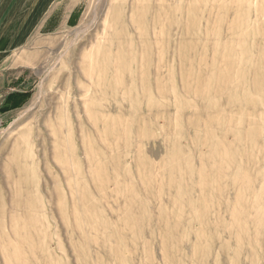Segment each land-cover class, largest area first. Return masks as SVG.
Segmentation results:
<instances>
[{"label": "rangeland", "instance_id": "obj_1", "mask_svg": "<svg viewBox=\"0 0 264 264\" xmlns=\"http://www.w3.org/2000/svg\"><path fill=\"white\" fill-rule=\"evenodd\" d=\"M58 2L8 67L0 264H264V0Z\"/></svg>", "mask_w": 264, "mask_h": 264}, {"label": "crops", "instance_id": "obj_2", "mask_svg": "<svg viewBox=\"0 0 264 264\" xmlns=\"http://www.w3.org/2000/svg\"><path fill=\"white\" fill-rule=\"evenodd\" d=\"M60 18L66 22L69 13L60 17L58 0H0V107L18 91L11 87L8 70L13 56L24 49L33 34L58 26Z\"/></svg>", "mask_w": 264, "mask_h": 264}, {"label": "trees", "instance_id": "obj_3", "mask_svg": "<svg viewBox=\"0 0 264 264\" xmlns=\"http://www.w3.org/2000/svg\"><path fill=\"white\" fill-rule=\"evenodd\" d=\"M28 96L27 91H16L11 93L6 99V105L0 107V110L19 107Z\"/></svg>", "mask_w": 264, "mask_h": 264}, {"label": "bare ground", "instance_id": "obj_4", "mask_svg": "<svg viewBox=\"0 0 264 264\" xmlns=\"http://www.w3.org/2000/svg\"><path fill=\"white\" fill-rule=\"evenodd\" d=\"M61 131V130H60Z\"/></svg>", "mask_w": 264, "mask_h": 264}]
</instances>
